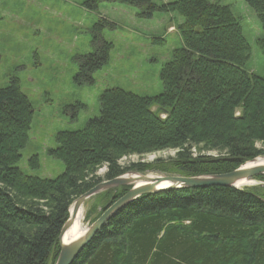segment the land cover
Listing matches in <instances>:
<instances>
[{
    "label": "trees",
    "instance_id": "1",
    "mask_svg": "<svg viewBox=\"0 0 264 264\" xmlns=\"http://www.w3.org/2000/svg\"><path fill=\"white\" fill-rule=\"evenodd\" d=\"M244 1L260 22L256 45L264 55V0ZM102 2L138 7L146 18L156 11L178 14L181 21L168 30L175 28L182 44L160 69V93L144 96L105 88L99 116L83 129L56 133L55 146L47 153L62 161L64 171L55 178L29 175L17 166L34 108L18 77L0 87V264H53L70 205L104 180L129 171L225 173L264 156V77L244 68L251 48L227 5L211 0H85L83 7L97 13ZM112 25L99 17L90 28L93 50L75 58L77 85L93 84L94 72L107 62L113 44L103 31ZM81 107L68 104L64 111L74 119ZM194 147L223 155L194 156ZM167 149L175 150V157L118 163L123 156ZM28 166H39L37 155L28 159ZM101 167L106 169L103 178L96 175ZM253 179L264 181V176ZM129 188L94 196L85 219L94 222ZM72 264H264V186L142 195L109 218Z\"/></svg>",
    "mask_w": 264,
    "mask_h": 264
},
{
    "label": "rangeland",
    "instance_id": "2",
    "mask_svg": "<svg viewBox=\"0 0 264 264\" xmlns=\"http://www.w3.org/2000/svg\"><path fill=\"white\" fill-rule=\"evenodd\" d=\"M84 1L0 0V87L7 84L9 77H18L22 91L34 108L29 139L21 149L17 163L20 170L29 175L55 178L63 173L62 161L49 156L47 150L55 146L57 132L83 129L89 119L99 116V96L105 88L119 87L144 96L160 93V69L172 50L182 44L176 29L168 30L181 21L176 13L156 11L146 18L139 15L138 7L118 2H102L95 13L83 7ZM152 1L160 4L174 0ZM211 1L231 9L251 48V56L244 68L264 77V55L256 45V40L262 36L256 13L244 0ZM98 16L113 23L111 28L103 31V37L113 46L107 62L94 72L95 82L77 85L73 81L78 69L75 58L93 50L90 28ZM73 103L83 105L77 109L74 119L71 112L64 111L65 105ZM191 152L194 156L212 158L223 155L198 147ZM175 154V150L169 149L144 155L131 154L121 157L118 163L120 166L148 163L156 159L167 160ZM33 155L38 156L37 168L28 166V159ZM105 171V167H101L96 175L103 178ZM145 173L177 175L158 171ZM246 186L258 188L264 186V181L252 179ZM94 200L96 197L88 199L81 207L84 228L90 225L84 214L93 206Z\"/></svg>",
    "mask_w": 264,
    "mask_h": 264
},
{
    "label": "water",
    "instance_id": "3",
    "mask_svg": "<svg viewBox=\"0 0 264 264\" xmlns=\"http://www.w3.org/2000/svg\"><path fill=\"white\" fill-rule=\"evenodd\" d=\"M258 175L264 176V156L256 157L225 173L180 176L148 175L147 173L129 171L112 179L104 180L81 194L70 205L68 218L58 235L59 252L54 264H72L78 253L92 240L95 233L109 218L142 195L154 194L164 190L217 186L240 189ZM120 186H130V188L87 226L82 234L69 241H64V236L74 224L76 215L85 201L97 194Z\"/></svg>",
    "mask_w": 264,
    "mask_h": 264
},
{
    "label": "bare ground",
    "instance_id": "4",
    "mask_svg": "<svg viewBox=\"0 0 264 264\" xmlns=\"http://www.w3.org/2000/svg\"><path fill=\"white\" fill-rule=\"evenodd\" d=\"M165 184V183H164ZM245 184H250V182H247ZM82 219H83V211L82 208L79 209L74 224L72 227L67 231L66 235L64 236V241H69L73 238H76L80 234L83 233L85 228L82 226Z\"/></svg>",
    "mask_w": 264,
    "mask_h": 264
}]
</instances>
